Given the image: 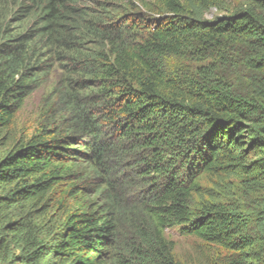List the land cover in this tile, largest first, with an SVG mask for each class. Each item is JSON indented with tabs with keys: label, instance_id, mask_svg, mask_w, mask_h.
Instances as JSON below:
<instances>
[{
	"label": "trees",
	"instance_id": "obj_1",
	"mask_svg": "<svg viewBox=\"0 0 264 264\" xmlns=\"http://www.w3.org/2000/svg\"><path fill=\"white\" fill-rule=\"evenodd\" d=\"M173 227L264 264V0H0V264H185Z\"/></svg>",
	"mask_w": 264,
	"mask_h": 264
},
{
	"label": "rangeland",
	"instance_id": "obj_2",
	"mask_svg": "<svg viewBox=\"0 0 264 264\" xmlns=\"http://www.w3.org/2000/svg\"><path fill=\"white\" fill-rule=\"evenodd\" d=\"M222 15L220 11H217L214 8H211L207 11H204L201 14L203 20H209L216 16ZM188 66L192 69L198 66V64L191 63ZM39 94L35 93L33 97L28 100L25 107L19 111L16 123L18 127L22 130L26 128L31 130L33 126V118L38 106ZM216 179L210 177H204L201 182L202 185L207 187L208 192L213 194L215 198H220L223 201H228V180L225 182L217 183ZM167 236L172 239L175 243L174 253L175 256L184 262L185 264H192L196 261L199 251L202 248L203 244L197 238L193 236L182 235L178 231V227L168 228L166 230Z\"/></svg>",
	"mask_w": 264,
	"mask_h": 264
}]
</instances>
